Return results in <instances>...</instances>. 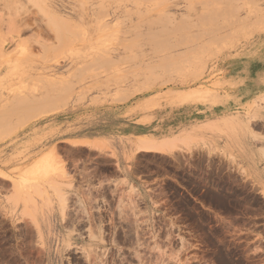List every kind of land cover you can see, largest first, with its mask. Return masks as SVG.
Listing matches in <instances>:
<instances>
[{"label":"rangeland","instance_id":"374dc122","mask_svg":"<svg viewBox=\"0 0 264 264\" xmlns=\"http://www.w3.org/2000/svg\"><path fill=\"white\" fill-rule=\"evenodd\" d=\"M36 1L0 0V264H264V103L232 118L191 106L185 147L129 158L121 142L180 97L223 92L233 61L264 48V0L257 11L247 0L236 11L233 0H136L133 14L51 0L49 19ZM33 84L45 102L14 101ZM99 114L108 121L78 138V119Z\"/></svg>","mask_w":264,"mask_h":264},{"label":"bare ground","instance_id":"6f19581e","mask_svg":"<svg viewBox=\"0 0 264 264\" xmlns=\"http://www.w3.org/2000/svg\"><path fill=\"white\" fill-rule=\"evenodd\" d=\"M36 1V0H35ZM58 1V0H57ZM101 1V0H100ZM105 1H109V0H102V2L100 4H98L99 8H102V6H105L106 2ZM115 2L116 4V7L118 6H125L123 11H125L126 9L129 8V6L133 7V9L130 10L129 13H132L131 11H137V7H138V3L136 2V0H110V2ZM146 1V0H145ZM147 1H150V0H147ZM188 1V0H187ZM239 1V0H238ZM248 1V0H247ZM243 2L241 3L244 4V3H248V5H251L250 8H254L255 11H257V8L259 7L258 6V1L259 0H249L251 2ZM38 2V6H39V11L41 12V14L44 16H48V11L49 9L52 8V1L51 0H37L36 1V4ZM109 2V3H110ZM237 0H233L231 3L234 5V8L232 7L231 9H233L234 11L236 10H239V9H243L245 6H235V4H238L236 3ZM201 3V2H200ZM227 3V2H226ZM230 3V2H229ZM235 3V4H234ZM113 4V3H111ZM57 5V4H56ZM75 5V4H74ZM110 5V4H109ZM114 5V6H115ZM196 5V3H195ZM140 6V5H139ZM162 6V5H161ZM227 6V5H226ZM255 6V7H254ZM258 6V7H257ZM261 6V5H260ZM76 7V6H75ZM113 7V6H111ZM155 7V6H154ZM160 7V5H159ZM230 7V6H229ZM78 8V7H77ZM122 8V7H121ZM153 8V7H152ZM151 8V9H152ZM156 8V7H155ZM153 8V9H155ZM246 8L248 9L249 7L246 6ZM104 9V8H103ZM152 9V10H153ZM157 9V8H156ZM107 10V8L105 7L104 11ZM149 10V9H148ZM227 10V8H226ZM225 10V11H226ZM229 10V8H228ZM248 10H251V9H248ZM259 10V9H258ZM87 11V10H86ZM98 11V10H97ZM141 11V10H140ZM146 11V10H145ZM79 13L80 10L78 11ZM96 12V11H95ZM94 12V13H95ZM99 12V11H98ZM106 12V11H105ZM101 13V11H100ZM107 13V12H106ZM135 13V12H134ZM102 14V13H101ZM133 14V13H132ZM139 14V13H138ZM142 14V13H140ZM168 14V13H167ZM167 14H162L160 15V17H164L165 19H163L164 21L163 22H171L173 20V18L171 19L170 17H168ZM216 14V13H215ZM214 14V15H215ZM219 14V13H218ZM126 15V14H125ZM145 14H143L144 16ZM213 15V16H214ZM224 15V14H223ZM46 16L47 19H49L48 17ZM98 16V14H97ZM104 16V14H103ZM128 16V15H127ZM130 16V15H129ZM132 16V15H131ZM139 15H137L138 17ZM141 18L143 17L142 15H140ZM147 16V15H146ZM210 16V15H209ZM57 16H55L56 18ZM134 17V16H133ZM203 17V16H202ZM55 18L53 16L52 18V15L50 16V19H52L50 22L52 23L53 22V19H54V22H55ZM135 18V17H134ZM133 18V19H134ZM140 18V20H142ZM219 18V17H218ZM222 18V17H220ZM46 19V20H47ZM74 19V18H73ZM99 19V18H98ZM102 19V18H101ZM130 19V17H129ZM238 19V18H236ZM118 20V19H117ZM134 20H136V23H140L139 20L137 18H135ZM133 20V22H134ZM154 20H157V19H154ZM64 21V20H63ZM17 22V21H16ZM50 22L47 23V25L49 26L50 25ZM53 22V23H54ZM131 25H132V21H130ZM149 22V21H148ZM162 22V21H161ZM176 22V21H175ZM52 23V24H53ZM56 25L59 26V24H57V22H55ZM63 23V22H62ZM90 23V22H89ZM88 23V24H89ZM147 23V22H146ZM183 23V22H182ZM51 24V29L55 26ZM72 24H74V22H72ZM135 24V23H134ZM167 24V23H166ZM165 24V25H166ZM141 25V24H140ZM148 25V24H147ZM21 26V25H20ZM65 26V25H64ZM133 26V25H132ZM163 26V25H162ZM182 26V25H181ZM63 27V26H62ZM43 28V27H42ZM183 28V27H182ZM220 28V27H219ZM60 29V28H59ZM64 29V27H63ZM71 29V28H70ZM76 29V28H74ZM74 29H72L74 31ZM186 29V28H185ZM191 29V28H190ZM202 29V28H201ZM172 30H180V29H172ZM59 31V30H58ZM175 31V32H176ZM40 32V30H39ZM52 32V31H50ZM55 32V31H54ZM82 32V31H81ZM156 32V31H155ZM60 33H61V30H60ZM63 33V31H62ZM76 33V31L74 32ZM73 33V34H74ZM78 33V32H77ZM75 34L73 36H76V39L75 40H78L77 39V36L78 34ZM114 33V32H113ZM117 33V32H115ZM173 33V32H172ZM198 33V32H197ZM55 34V33H54ZM72 34V33H71ZM85 34V33H83ZM163 34V33H162ZM201 34V33H200ZM61 35V34H60ZM59 35V36H60ZM81 35V34H80ZM79 35V36H80ZM109 35V34H108ZM195 35V34H194ZM202 35V34H201ZM43 36V35H42ZM64 36V35H63ZM63 36L62 38L60 39H63ZM110 36V35H109ZM108 36V37H109ZM114 36V35H112ZM142 36V35H141ZM145 36V35H144ZM169 36V35H168ZM182 36V35H181ZM190 36V35H189ZM38 37V36H37ZM58 37V36H57ZM81 39H82V36H80ZM86 37V36H84ZM102 37V36H101ZM107 37V36H106ZM180 37V36H179ZM184 37V36H183ZM56 38V37H55ZM68 38V37H67ZM75 38V37H73ZM103 38V37H102ZM197 38V36H196ZM201 38V37H200ZM59 38H57L58 40ZM58 40V41H62V40ZM139 39V38H138ZM165 39V38H164ZM182 39V38H181ZM180 39V40H181ZM191 39V38H190ZM219 39V38H218ZM221 39V38H220ZM64 40V39H63ZM67 40V39H66ZM71 40V39H70ZM74 40V41H75ZM184 40V39H183ZM79 41V40H78ZM158 41V40H157ZM161 41V40H160ZM159 41V42H160ZM185 41V40H184ZM187 41V40H186ZM191 41V40H190ZM44 42V41H43ZM46 42V41H45ZM70 41H68L69 43ZM59 43H62V42H56L57 44V47H59ZM71 43V42H70ZM73 43V42H72ZM114 43V42H113ZM181 43V42H180ZM183 43V42H182ZM52 44V43H51ZM54 44V43H53ZM55 44V45H56ZM67 45H70V44H67ZM72 45V44H71ZM167 45V44H166ZM61 47L65 46V44L63 45H60ZM162 46V45H161ZM173 46V45H172ZM171 46V47H172ZM60 47V48H61ZM183 47V46H182ZM47 48V47H46ZM65 48V47H64ZM67 48V47H66ZM48 49V48H47ZM58 49V48H57ZM62 49V48H61ZM68 49V48H67ZM164 49L165 48V44H164ZM39 50V49H38ZM55 50V49H54ZM53 50V51H54ZM63 50V49H62ZM62 50L60 52H62ZM66 50V49H65ZM69 50V49H68ZM107 50V49H106ZM130 50V49H129ZM162 50V49H161ZM99 51V50H98ZM158 50H156L155 52H157ZM186 51V50H185ZM65 51L63 50V53ZM97 52V51H96ZM104 52V51H102ZM107 52V51H106ZM110 52V51H108ZM153 52V51H152ZM160 52V51H159ZM157 52V53H159ZM181 52V51H180ZM180 52H176V54H179ZM1 53V51H0ZM57 56H58V52L56 53ZM55 54V55H56ZM109 54V53H107ZM175 54V53H174ZM41 55V54H40ZM61 55V54H60ZM100 54L98 55H95V56H99ZM53 56V55H52ZM107 56V59H109V56L104 54V57ZM165 57H171V56H165ZM56 58V57H55ZM53 58V59H55ZM95 58V57H94ZM125 59V58H123ZM92 60V59H91ZM90 60V61H91ZM98 60V59H96ZM112 61H114L113 59H111ZM51 61V60H50ZM109 61V60H108ZM235 61V62H234ZM233 61V64H235L237 67L232 70L230 73L229 71L226 72V75L224 74L221 81L219 82V87L225 89L223 92H214L213 90L211 91L212 92V97L211 98H207V93L208 92H204V96H201V97H193V96H189V97H180L177 99V103L175 105V111L172 112V113H169V112H159L158 114L155 115L154 117V122L152 124V127L150 130L146 131L142 128H139L137 129L138 131L135 133L134 135V138L133 139H128V140H125V139H122V151L127 154V153H131L129 158H131L135 152L138 150H141L143 149L144 151H157V152H164V151H170L172 149H175V148H180V147H185V146H188L190 144V140L187 138V131L186 129L182 128L181 124H179V121L180 120H186L188 118V116L190 115L189 114V110H190V107L193 106L194 110L195 108L197 110L199 109H202L204 111L205 114H209L211 113V111H213L214 108H219L220 110H223L225 113H221L223 116L225 117H229V118H232L234 117V114H237V115H240L242 114V110H251L253 112H255V106L260 103V104H263L264 103V48H261L259 51L257 52H253L251 54H245L243 56H240V57H237L235 60ZM231 63V62H230ZM230 63H225V67L224 69L226 70L228 65L227 64H230ZM86 64V63H85ZM88 64V62H87ZM92 64V62L90 63ZM84 65V64H83ZM89 65V64H88ZM87 66V65H86ZM83 67V66H82ZM3 73L0 74V76L2 75ZM196 78V77H195ZM48 79V78H47ZM31 80V79H30ZM32 81V80H31ZM36 81V80H35ZM40 81V80H39ZM38 82V81H37ZM33 83V82H32ZM35 85H38V84H35ZM35 85H31L32 87H28L25 89V87L23 86L22 90L25 89V92H17V95L15 96V99L14 101L17 103H23V102H26V101H30L31 99L34 100V101H42V102H45L44 99L48 96L47 92H44L42 93L41 92V96L38 98L34 95H31L32 93H34L35 90ZM48 85V84H46ZM75 85V84H74ZM30 86V85H29ZM65 86V85H64ZM63 86V87H64ZM35 87V88H34ZM62 87V88H63ZM73 87V86H72ZM20 88V89H21ZM41 88V87H40ZM12 90V89H11ZM38 90V88H37ZM41 90H43L41 88ZM51 90V88H50ZM60 90H63V89H60ZM59 90V91H60ZM40 91V90H39ZM58 91V92H59ZM65 91V90H63ZM209 94V93H208ZM171 95V94H169ZM54 97H57L58 96H54ZM53 97V98H54ZM48 98V97H47ZM51 97V99H53ZM55 98V100L57 99ZM49 100V99H48ZM47 101V100H46ZM49 102H52L53 103V100ZM9 104V102L7 101L6 98H1L0 97V115L2 116V114H4V111L6 113V105ZM16 103V104H17ZM31 103L34 104V102L32 101ZM38 103V102H37ZM56 103V101H55ZM2 105H4L2 107ZM27 106L29 104H24L23 106ZM32 104H30L31 106ZM40 106V104H38ZM50 105V104H48ZM54 105V104H53ZM21 106V105H20ZM29 106V108H30ZM36 106V105H34ZM33 105L31 106V109L33 110ZM42 106V105H41ZM40 106V107H41ZM44 106V105H43ZM42 106V107H43ZM51 106V105H50ZM49 106V107H50ZM2 107V108H1ZM22 107V106H21ZM39 107V108H40ZM46 107V106H44ZM48 107V108H49ZM28 108V107H27ZM37 110V108H35ZM2 110V111H1ZM13 110V109H12ZM18 110V109H16ZM35 110V111H36ZM41 110V109H40ZM10 111V109L8 110ZM23 111V110H22ZM239 111V112H237ZM3 112V113H2ZM20 112V110H19ZM25 112H26V109H25ZM37 112V111H36ZM2 113V114H1ZM12 113V112H11ZM28 113V111H27ZM19 115V114H18ZM0 116V117H1ZM22 117V116H21ZM27 117H28V114H27ZM174 117V119H176V121L172 118ZM12 118V117H11ZM1 119V118H0ZM23 119V118H22ZM30 119V118H29ZM9 120V119H8ZM6 122V121H5ZM4 121H1V123H5ZM187 122V121H186ZM9 123H6L5 125H7ZM12 128V124H9ZM3 129V128H2ZM15 129V128H14ZM14 129H10L11 132H9V134H7V136H11V133H15L14 132ZM1 130V129H0ZM6 132L8 130H5ZM5 131L3 132V134L5 133ZM1 135V134H0ZM130 151V152H129ZM49 154V153H48ZM43 155V154H42ZM47 155V154H46ZM41 157H44V156H41ZM40 157V159H41ZM38 159V161L40 160ZM49 159V158H47ZM47 159H45L47 161ZM49 161V160H48ZM47 161V162H48ZM42 163V162H41ZM50 163V162H49ZM38 164V162H37ZM35 164V165H37ZM34 165V166H35ZM48 165V164H47ZM38 166V165H37ZM49 166V165H48ZM35 168V167H34ZM42 169L43 167H41V165H39L38 169ZM49 169V167H48ZM35 171V170H34ZM40 172L42 170H39ZM38 171V172H39ZM45 171V170H44ZM43 172V171H42ZM41 172V173H42ZM41 173H39L40 175H42ZM36 174H38L36 172ZM1 180V179H0ZM1 184V183H0Z\"/></svg>","mask_w":264,"mask_h":264},{"label":"crops","instance_id":"0c3cea01","mask_svg":"<svg viewBox=\"0 0 264 264\" xmlns=\"http://www.w3.org/2000/svg\"><path fill=\"white\" fill-rule=\"evenodd\" d=\"M81 15H83V11H82V13H81ZM72 17V21L74 22V23H77V20H79V18H77V16H75L74 17V19H73V16H71ZM257 37L258 36H256V38H254L253 40H251V41H248V42H245V44H242V45H239L240 46V48H241V50H245L247 47H248V49H250L252 46L250 45V46H248V44H250L251 42H253V41H255L256 39H257ZM84 39V38H83ZM239 46H237V47H235L236 49H238L239 48ZM239 48V49H240ZM233 52V51H232ZM231 52V53H232ZM5 71V70H4ZM4 73V72H3ZM100 115V114H99ZM96 115L97 117H99V119H97V121H93L92 122V125H89V124H86L85 123V121L84 120H86L87 121V116L82 120V118H79L78 120L81 122L80 123V126L75 130L76 132H75V135L78 137V138H86V140H90L91 139V137H94V136H90V131H91V128H92V126L94 125V124H101V123H106L108 120L107 119H103V117H102V115ZM77 117H74L73 116V120L74 119H76ZM103 119V120H102ZM68 121L69 120V118H65L63 121ZM107 120V121H106ZM62 121V122H63ZM101 121V122H100ZM66 130H68V132L67 131H64V133H62V134H66V135H68L69 134V129H66ZM33 132L34 133H42V132H45V130H44V128H37L36 130H33ZM35 136H36V134H35ZM32 138H33V136H32ZM22 139V138H21ZM17 141H18V139L17 138H14L13 140H11V142L9 143V146H10V148H11V151L13 152V153H11L10 155H9V157H8V159H6L4 162H6V163H10L11 162V160H12V158H13V156L15 155V152L16 151H18V150H20L19 149V147H18V143H17ZM20 141V140H19ZM18 141V142H19ZM13 144H15L14 146H13Z\"/></svg>","mask_w":264,"mask_h":264}]
</instances>
